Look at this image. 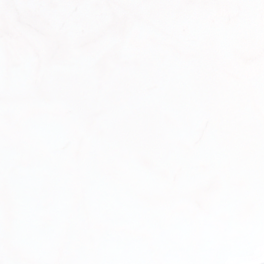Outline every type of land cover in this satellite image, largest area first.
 <instances>
[{
	"label": "snow or ice",
	"instance_id": "obj_1",
	"mask_svg": "<svg viewBox=\"0 0 264 264\" xmlns=\"http://www.w3.org/2000/svg\"><path fill=\"white\" fill-rule=\"evenodd\" d=\"M0 264H264V0H0Z\"/></svg>",
	"mask_w": 264,
	"mask_h": 264
}]
</instances>
